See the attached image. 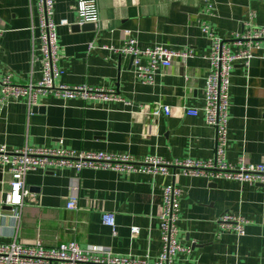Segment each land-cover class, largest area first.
<instances>
[{
	"label": "crops",
	"instance_id": "0c3cea01",
	"mask_svg": "<svg viewBox=\"0 0 264 264\" xmlns=\"http://www.w3.org/2000/svg\"><path fill=\"white\" fill-rule=\"evenodd\" d=\"M92 1L98 10L94 28L73 29L77 0H54V22L70 24L56 30L63 72L56 83L111 89L126 104L42 96L29 110L24 101L10 102L0 114V146H62L128 154L139 162L148 157L211 159L214 130L202 113L186 114L202 107L209 71L210 44L201 26L234 49L232 34L245 30L252 16L256 26H264V0ZM38 25L35 0H0V79L11 73L17 83L40 80ZM126 32L139 48L190 50L192 57L174 60L152 85H143L133 76L130 58L110 50L123 44ZM254 55L248 69L236 62L231 71L225 157L233 165L264 164V50ZM162 106L169 107L170 114L153 115ZM9 179L3 174L0 181V243L29 246L39 241L50 248L75 241L82 249L100 246L119 256L154 260L161 250L162 189L174 184L182 190L177 239L192 248L189 255L176 257L178 263L264 264V185L179 173L152 177L38 170L26 175L30 194L16 222L4 205ZM71 195L77 197L76 210L65 208ZM103 213L114 215V234L101 223ZM222 214L244 217V236L219 228Z\"/></svg>",
	"mask_w": 264,
	"mask_h": 264
},
{
	"label": "built area",
	"instance_id": "2783aa9c",
	"mask_svg": "<svg viewBox=\"0 0 264 264\" xmlns=\"http://www.w3.org/2000/svg\"><path fill=\"white\" fill-rule=\"evenodd\" d=\"M38 13V41L40 52V74L38 82L17 83L13 74L7 73L0 79V114L10 102L24 101L29 110L35 106L39 97L52 96L63 100H101L122 102V97L114 90L88 86H69L56 81L62 75L58 65V43L56 30L59 26H70L67 20L54 22V0H35ZM77 24H96L98 10L95 1L77 0ZM253 16L246 23V29L232 34L231 45L226 46L223 40L215 36L206 25L201 32L210 44L208 56L209 71L206 76L203 105L199 109L186 110L188 116L202 113L205 124L215 132L214 156L208 160L177 159L172 161L158 157H148L136 161L128 154H113L95 151H76L64 147H30L23 146L8 150L0 146V173L9 176L4 205L11 208V216L19 222L21 208L29 197V187L25 183L29 172L48 169L67 168L75 173L83 170L114 171L118 173H140L152 177L172 176L178 173L192 178H203L208 181L227 180L252 185H264V164H247L242 162L233 165L226 161L227 125L229 109V87L233 65L240 62L249 68L254 52L264 50V26H256ZM1 34V31H0ZM127 39L118 48L110 50L129 57L134 78L143 85H152L154 77L160 70L168 69L174 60L185 62L192 57V51L170 50L163 46L139 48L136 40L126 32ZM90 48V47H89ZM168 116L170 108L162 106L154 110L153 115ZM171 169L173 172L171 173ZM175 170H178L176 173ZM182 190L174 184L162 189L161 212L159 215V234L161 250L154 260L148 256L134 258L119 256L109 248L90 246L80 248L75 241L61 243L56 247L46 248L39 241L33 245H22L15 241L0 243V264H180L176 257L189 255L190 246H182L178 239L180 198ZM65 208L77 209V197L69 196ZM101 223L115 233V218L111 213L101 215ZM217 223L224 231L233 232L237 237L245 234L248 221L239 215L222 214ZM133 228L132 233L137 234Z\"/></svg>",
	"mask_w": 264,
	"mask_h": 264
},
{
	"label": "water",
	"instance_id": "95a60500",
	"mask_svg": "<svg viewBox=\"0 0 264 264\" xmlns=\"http://www.w3.org/2000/svg\"><path fill=\"white\" fill-rule=\"evenodd\" d=\"M92 28H94V24H92V23H86V24H82V25H77V24H75V25H73V29H92ZM33 110H34V107H33ZM1 179H2V174L0 173V181H1ZM8 209H11L10 207H8ZM194 247H199V246H193V248Z\"/></svg>",
	"mask_w": 264,
	"mask_h": 264
}]
</instances>
